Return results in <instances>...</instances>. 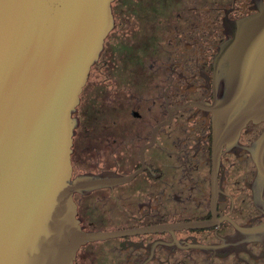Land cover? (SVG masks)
Segmentation results:
<instances>
[{"label": "flooded vegetation", "instance_id": "1", "mask_svg": "<svg viewBox=\"0 0 264 264\" xmlns=\"http://www.w3.org/2000/svg\"><path fill=\"white\" fill-rule=\"evenodd\" d=\"M124 1L74 114L75 219L104 236L72 264H264V111L214 107L234 21L261 18L243 61L264 83V0Z\"/></svg>", "mask_w": 264, "mask_h": 264}, {"label": "water", "instance_id": "2", "mask_svg": "<svg viewBox=\"0 0 264 264\" xmlns=\"http://www.w3.org/2000/svg\"><path fill=\"white\" fill-rule=\"evenodd\" d=\"M113 2L0 0V264H72L79 246L104 236L75 219L83 178L70 182V154L80 93L114 27ZM260 19L230 23L215 57L214 107L237 126L247 111H264V83L245 78L243 61L246 29Z\"/></svg>", "mask_w": 264, "mask_h": 264}, {"label": "rangeland", "instance_id": "3", "mask_svg": "<svg viewBox=\"0 0 264 264\" xmlns=\"http://www.w3.org/2000/svg\"><path fill=\"white\" fill-rule=\"evenodd\" d=\"M117 1H118V0H115V1L112 3L113 6H115V4H116ZM127 2H128V3H127ZM124 3H126V5H130V4H131L129 0H125ZM144 5H145V7H146V6H150V7H151V6H155L156 4H152V2H151V3H150V2H147V3H145Z\"/></svg>", "mask_w": 264, "mask_h": 264}]
</instances>
